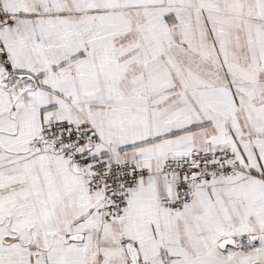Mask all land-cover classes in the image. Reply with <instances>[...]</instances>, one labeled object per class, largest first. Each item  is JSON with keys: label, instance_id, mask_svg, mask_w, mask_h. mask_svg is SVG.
I'll use <instances>...</instances> for the list:
<instances>
[{"label": "snow or ice", "instance_id": "1", "mask_svg": "<svg viewBox=\"0 0 264 264\" xmlns=\"http://www.w3.org/2000/svg\"><path fill=\"white\" fill-rule=\"evenodd\" d=\"M0 264H264V0H0Z\"/></svg>", "mask_w": 264, "mask_h": 264}]
</instances>
